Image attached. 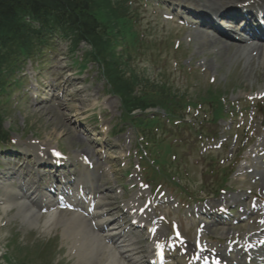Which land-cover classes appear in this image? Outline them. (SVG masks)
Returning <instances> with one entry per match:
<instances>
[{"label":"rangeland","instance_id":"rangeland-1","mask_svg":"<svg viewBox=\"0 0 264 264\" xmlns=\"http://www.w3.org/2000/svg\"><path fill=\"white\" fill-rule=\"evenodd\" d=\"M111 5L113 6V2L112 0H92L91 2V8L93 9V13L96 16V18L98 19V21L107 28V31L111 34H117L116 31H121L122 29H120V24L119 21L117 20V18H114V16L111 14ZM225 57H229L228 55ZM67 63V61L65 62V64ZM72 63V62H71ZM224 74V73H223ZM228 73H225V75ZM65 100H61V103L65 106V110L67 113V119H65L64 117H66V115H64L63 113H57L54 117H46V114L42 113V116L45 117H41L40 115H36V114H26L25 116V112L23 113L24 119L23 121H15L13 124H10L9 120L5 122V127L8 126H12L18 130H22L25 131L27 130L29 131H34L35 133H37L39 136L41 137H45L46 135H51V136H56L57 134H59L60 132H64L65 130H63L61 128V122L59 120V118L61 117V115L63 116L62 118V124L63 126L68 125L69 127V120H68V115L71 114L74 110H79V108L77 107L76 103H70L66 101V97L64 98ZM69 99V98H68ZM67 104V106H66ZM84 108H82L81 110H83ZM56 117V118H55ZM54 120H50L53 119ZM23 123V126H22ZM67 127V126H66ZM68 132V131H67ZM69 133V132H68ZM72 135V134H70ZM9 236V233L7 232H3L0 235V251L2 249L1 247V243L2 241H5L6 238ZM42 242V239H37L36 235L33 236H29L27 235V238L22 242V241H18L15 244V247H12L10 250L8 249V256L3 258L0 252V264H27L29 260H33L36 259L38 254H36L37 251V247L40 246L39 243ZM12 244V243H11ZM20 244V245H19ZM33 244H35V246H33ZM3 245V244H2ZM19 245V247H18ZM23 245H27L26 248L22 249V247H24ZM42 251L45 252V246H41ZM32 249V254H30L27 259L25 258V254L27 253V250ZM51 251L52 246H51ZM7 251V250H6ZM39 254H41L39 251H37ZM24 256V257H23ZM25 259V260H24ZM44 262L49 264H53V257H47L45 260H43ZM43 261L41 260H33L32 263H36V264H45L43 263ZM29 264V263H28Z\"/></svg>","mask_w":264,"mask_h":264},{"label":"trees","instance_id":"trees-1","mask_svg":"<svg viewBox=\"0 0 264 264\" xmlns=\"http://www.w3.org/2000/svg\"><path fill=\"white\" fill-rule=\"evenodd\" d=\"M83 8L82 0H0V36L15 37L19 33L17 21L22 11L37 15V11L48 12L53 9H63L69 13L80 14L77 11L82 12ZM83 22V37L98 49L105 50L107 42L97 33L93 22H86V20Z\"/></svg>","mask_w":264,"mask_h":264},{"label":"bare ground","instance_id":"bare-ground-1","mask_svg":"<svg viewBox=\"0 0 264 264\" xmlns=\"http://www.w3.org/2000/svg\"><path fill=\"white\" fill-rule=\"evenodd\" d=\"M5 194H3V196H4ZM7 207H10V206H7ZM7 207H5V208H2V211H5L6 209H7ZM11 207H13V205H11ZM18 207V206H17ZM19 208V207H18ZM18 212H19V215L20 216H22L23 218H27V219H29V220H31V224L33 225V226H35V228H37V226L35 225V222H36V219H38V216H33V215H31V213L30 212H27V211H25L24 210V207L22 206L21 208H19V210H18ZM47 217H53V214H50L49 216H47ZM45 221L47 222V220L45 219ZM45 224V223H44Z\"/></svg>","mask_w":264,"mask_h":264},{"label":"snow or ice","instance_id":"snow-or-ice-1","mask_svg":"<svg viewBox=\"0 0 264 264\" xmlns=\"http://www.w3.org/2000/svg\"><path fill=\"white\" fill-rule=\"evenodd\" d=\"M57 155H59V154L57 153Z\"/></svg>","mask_w":264,"mask_h":264}]
</instances>
